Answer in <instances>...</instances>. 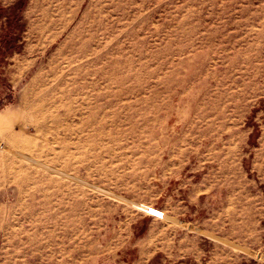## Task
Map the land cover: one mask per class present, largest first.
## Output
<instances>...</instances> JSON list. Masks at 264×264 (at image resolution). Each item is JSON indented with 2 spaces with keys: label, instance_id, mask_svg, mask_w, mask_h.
Wrapping results in <instances>:
<instances>
[{
  "label": "rangeland",
  "instance_id": "1",
  "mask_svg": "<svg viewBox=\"0 0 264 264\" xmlns=\"http://www.w3.org/2000/svg\"><path fill=\"white\" fill-rule=\"evenodd\" d=\"M0 264H264V0H0Z\"/></svg>",
  "mask_w": 264,
  "mask_h": 264
},
{
  "label": "bare ground",
  "instance_id": "2",
  "mask_svg": "<svg viewBox=\"0 0 264 264\" xmlns=\"http://www.w3.org/2000/svg\"><path fill=\"white\" fill-rule=\"evenodd\" d=\"M98 26V21H96L95 23H94V26ZM81 34V33H80ZM90 35V37H91V33L89 34ZM81 45H82V42L80 43V45L77 43L76 44V42L75 41H73L70 45H69V48H68V51L70 52V53H72V55L73 56H68V57H64V61L66 62V64L67 65H70V66H72L73 65V63L74 62H76V61H78L79 59H81V57H78V56H76V55H74V52L75 51H77V53H81L82 55H84L83 53V50H82V48H83V45H82V47H81ZM82 51V52H81ZM79 53V54H80ZM263 105V104H262ZM252 123V122H251ZM255 123V122H254ZM251 143V142H250ZM254 143V142H253ZM255 144V143H254Z\"/></svg>",
  "mask_w": 264,
  "mask_h": 264
}]
</instances>
